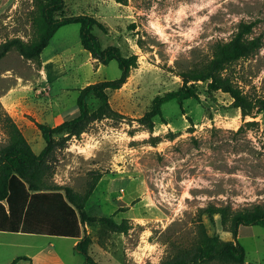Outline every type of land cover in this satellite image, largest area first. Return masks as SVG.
I'll list each match as a JSON object with an SVG mask.
<instances>
[{"label": "rangeland", "instance_id": "1", "mask_svg": "<svg viewBox=\"0 0 264 264\" xmlns=\"http://www.w3.org/2000/svg\"><path fill=\"white\" fill-rule=\"evenodd\" d=\"M34 4L0 0V44L31 40ZM80 14L106 25L107 32L94 29L103 47L138 56L127 82L109 92L110 116L72 136L45 174L47 184L79 193L92 172L103 174L83 226L95 260L159 264L189 251L206 233L241 243L245 264H264V227L240 226L234 238L221 215L205 213L210 206L237 213L264 204V114L244 117L228 94L209 92L200 82V100L164 104L152 130L140 121L157 95L183 86L179 72L210 59L214 42L229 40L240 23H255L251 36L264 41V0H65L60 15ZM231 73L246 93L264 96V46ZM120 75L116 61L103 65L82 47L79 24L55 33L41 65L11 50L0 61V149L9 143L13 122L40 154L46 143L36 123L54 127L77 117L81 89ZM88 107L91 113L100 107L93 95ZM101 217H113L126 233L101 224ZM42 239L0 231V264H11Z\"/></svg>", "mask_w": 264, "mask_h": 264}, {"label": "trees", "instance_id": "2", "mask_svg": "<svg viewBox=\"0 0 264 264\" xmlns=\"http://www.w3.org/2000/svg\"><path fill=\"white\" fill-rule=\"evenodd\" d=\"M126 5L128 0H115ZM32 17L33 36L30 41L12 38L0 44V61L13 49H17L27 60L41 65V54L49 45L55 33L69 24L80 25V42L92 58L103 65L116 61L121 75L114 80L90 84L80 90L77 99L79 115L54 127L36 123L45 140L40 154L33 152L30 144L15 123L10 124L9 143L0 149V231L23 232L26 234L79 238L82 226L90 221L86 211L88 201L94 193L103 174L92 172V181L84 193L68 185H49L45 174L58 160V151L68 147L72 136L87 132L96 120L110 116L109 92L120 89L131 71L138 67V56H126L117 45L103 47L95 28L107 32V27L96 17L88 14L60 15L65 9V0H35ZM255 23L242 22L239 30L229 40H217L212 47V56L206 62L178 73L184 82L176 90L157 95L150 109L141 118V124L149 129L154 119L162 116V106L170 101L183 103L189 99L200 100L197 84L206 83L209 92L221 91L233 100V107L244 117L253 113L264 114V96L246 93L234 80L231 69L241 59L258 52L264 41L260 36H251ZM93 95L100 107L94 113L89 111L88 98ZM7 205H5L4 203ZM209 216L221 215L230 223V232L238 237L240 226L264 227V204H254L245 212H232L229 208L210 206L205 209ZM109 228L126 233L127 228L113 217L98 219ZM88 239L83 237L75 250L85 258V264H99L90 255ZM26 257H18L11 264H18ZM246 250L238 241H223L218 236L203 238L189 251L169 255L159 264H245Z\"/></svg>", "mask_w": 264, "mask_h": 264}, {"label": "crops", "instance_id": "3", "mask_svg": "<svg viewBox=\"0 0 264 264\" xmlns=\"http://www.w3.org/2000/svg\"><path fill=\"white\" fill-rule=\"evenodd\" d=\"M1 232H7V231H1ZM7 233L26 234L21 231L7 232ZM27 235H36V234H27ZM36 236L44 237V239H42L41 242H39L36 246H34L32 251L15 256L13 258V261L18 257H26L25 259L20 260L18 264H85L84 256L75 250V246L77 245V243L85 236V231L83 226H82V233L79 238L49 236V235H36ZM90 251L92 253V255L91 254L90 255L95 260L94 254L91 249H89V253Z\"/></svg>", "mask_w": 264, "mask_h": 264}, {"label": "bare ground", "instance_id": "4", "mask_svg": "<svg viewBox=\"0 0 264 264\" xmlns=\"http://www.w3.org/2000/svg\"><path fill=\"white\" fill-rule=\"evenodd\" d=\"M11 110V109H10Z\"/></svg>", "mask_w": 264, "mask_h": 264}]
</instances>
